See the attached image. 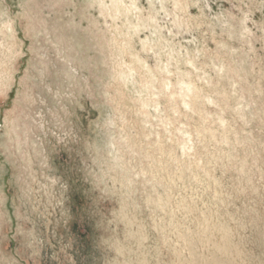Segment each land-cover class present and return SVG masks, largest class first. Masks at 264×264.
Masks as SVG:
<instances>
[{
	"label": "rangeland",
	"instance_id": "1",
	"mask_svg": "<svg viewBox=\"0 0 264 264\" xmlns=\"http://www.w3.org/2000/svg\"><path fill=\"white\" fill-rule=\"evenodd\" d=\"M0 2V264H264V0Z\"/></svg>",
	"mask_w": 264,
	"mask_h": 264
},
{
	"label": "bare ground",
	"instance_id": "2",
	"mask_svg": "<svg viewBox=\"0 0 264 264\" xmlns=\"http://www.w3.org/2000/svg\"><path fill=\"white\" fill-rule=\"evenodd\" d=\"M4 9V5L0 2V34L2 33L3 35H5L6 37L11 36L8 32H11V22L9 21H1L3 19V17L5 16V12L2 10ZM8 18V17H7ZM13 22V21H12ZM13 31V30H12ZM10 38V37H9ZM185 133V132H184ZM112 145V144H111ZM160 154V153H159ZM158 182V181H157ZM223 227V226H222ZM161 228V227H159ZM220 229V228H219ZM228 230V229H227ZM201 236V235H200ZM231 247V246H230ZM224 251V250H223ZM213 261V260H212ZM214 263L211 264H216L218 262L213 261Z\"/></svg>",
	"mask_w": 264,
	"mask_h": 264
}]
</instances>
